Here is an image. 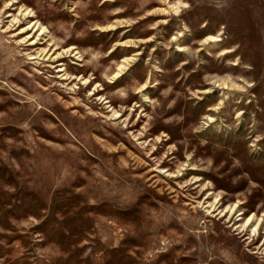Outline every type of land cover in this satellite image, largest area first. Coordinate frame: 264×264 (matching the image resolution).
Instances as JSON below:
<instances>
[{"label":"rangeland","instance_id":"obj_1","mask_svg":"<svg viewBox=\"0 0 264 264\" xmlns=\"http://www.w3.org/2000/svg\"><path fill=\"white\" fill-rule=\"evenodd\" d=\"M0 264H264V0H0Z\"/></svg>","mask_w":264,"mask_h":264}]
</instances>
